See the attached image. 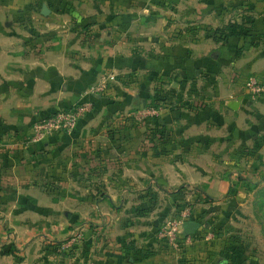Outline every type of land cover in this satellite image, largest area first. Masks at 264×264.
<instances>
[{"label":"crops","instance_id":"obj_1","mask_svg":"<svg viewBox=\"0 0 264 264\" xmlns=\"http://www.w3.org/2000/svg\"><path fill=\"white\" fill-rule=\"evenodd\" d=\"M228 26L238 34H226ZM131 45L150 49L146 56L130 52ZM109 72L115 80L105 94L85 92ZM203 74L214 81L211 92L173 80L195 83ZM249 75L264 78V0H0V231L11 241L0 264H172L155 237L156 220L184 202L186 191L171 193L168 186L187 188L194 167L187 160L194 155L219 159L214 167H197L206 171L222 169L226 149L232 158L254 160L245 165L250 177L235 160V175L200 172L193 187L220 219L246 195L251 206L263 205L264 95H246ZM166 82L174 90L166 97L170 105L151 120L129 118L152 93L167 95ZM178 96L189 101L176 104ZM85 101L91 108L71 132L27 142L35 120ZM115 125L118 138L102 134L100 128ZM147 127L163 135H149L148 143ZM147 188L154 193L143 197ZM144 205L142 212L124 213L126 206ZM253 217L258 247L244 256V248L213 244L218 256H207L213 264H264V224L258 213ZM195 218L191 209L188 220ZM78 222L87 224L82 241L67 258L52 259L45 240L63 242ZM197 243L181 251L195 260L180 264H210Z\"/></svg>","mask_w":264,"mask_h":264},{"label":"rangeland","instance_id":"obj_2","mask_svg":"<svg viewBox=\"0 0 264 264\" xmlns=\"http://www.w3.org/2000/svg\"><path fill=\"white\" fill-rule=\"evenodd\" d=\"M21 15V16H20ZM26 14H19L17 15V17H20V19L23 21L24 19H26ZM29 19V18H28ZM27 19V20H28ZM173 33H175L176 35H178L179 30L178 31H172ZM128 49H130V52H133L135 50H142V55H146V52H148L147 50L150 49V46H134L131 45L128 47ZM125 76V75H124ZM203 79L199 80V82H195V83H189L186 84L185 81H182L180 79H175L173 78L174 81H177L180 86L182 87H192L194 89H196L197 91H202V92H206L207 88L209 92H211V87H214V81L212 79H209L208 77H206V74H203ZM183 82V83H182ZM166 84V91H167V95L163 94L161 95V102L164 104H167V100L166 97L170 96V93H174L173 88L168 84V82L165 83ZM195 90V91H196ZM196 91V92H197ZM200 96V95H197ZM203 97V95H201ZM190 97V96H188ZM151 98H154V94L152 93ZM191 98V97H190ZM189 98V99H190ZM163 99V100H162ZM177 100H175V103L177 104H182L184 105V103L186 104L189 100L187 98V96H178L176 98ZM142 107H146V104L142 105ZM128 114V113H127ZM125 116V114H123V117ZM115 119L121 118L120 116L115 115L114 116ZM129 118H131L129 116ZM156 118V116H152L149 117L145 120H151ZM113 119V118H112ZM144 120V121H145ZM143 122V121H142ZM140 123V122H139ZM102 129L101 132L102 134H107V135H111L112 138L111 140H115L116 138H118V135H120V132L118 131L120 128H118L117 125L115 126H105L100 128ZM133 133V132H131ZM144 134L147 138V142L150 143L149 140V135L152 136H157L159 137L160 135H163V131H156L155 128H150L147 127L145 128ZM113 135H117V137L114 139ZM159 139H157L158 141ZM98 141H100V139H98ZM157 141H151V146L153 145L154 147L157 146L156 144H158V146H161L159 144V142ZM115 143V142H114ZM99 145V142H98ZM96 146V144H95ZM163 147V146H162ZM220 149V148H219ZM241 149V148H240ZM213 150V151H217ZM229 150L226 149V151H223L222 155L220 156V162H221V168L222 169H197V167H204V166H211L214 167L215 165H217V162H219V159L214 157V158H205L204 156L201 155H197V156H191L187 161H190V163L194 164V167H191L192 169H189L190 175L187 177L188 179L186 180L188 182L187 188L183 189L185 190V195L186 198H184V202L182 204H177L173 207H169L170 211H172V213L170 214H174V216L176 215L175 213L178 211V205H183L184 207H189L190 209L196 211L198 213V218H195V221L198 223V228L196 229V232L193 233V237H192V242L197 241V245L195 246V249H199L201 248L202 252L204 253L206 251V259L209 260L208 262H210V264H213V260L212 258H207V256H212L213 255V259L216 258L218 255L215 256V254L212 252L213 251V244L214 245H220L225 247V245L227 247H231V248H235V249H243V255L246 256L247 252L253 247L256 248L258 247V242L256 241V239L254 237H252V232L254 231H258V226L257 223L255 221V218L253 217L254 215H257V213L259 214L260 218L263 220V224H264V205H260L258 204V201L253 204V206H251L250 204V197H248L247 195L244 196L243 201L240 203L235 204L234 206L231 207H227L226 210H222V216L221 219L217 216V214L219 213V210L216 209V206L214 207L212 204H202L201 197H198L199 193L198 190L196 191L194 189V185H197L196 181L198 180V177H201L200 172L203 173V171L208 174H212L216 172L219 173H225L226 175L231 172L230 174H237L238 169H240L239 166H235L234 164H231L232 160L235 162H237L238 165L242 166L243 169H241V175H245L246 177H250V173L247 170V168H245V165L249 163L254 162L253 158H232L228 155ZM195 154V153H194ZM236 157L239 156V154H235ZM3 163L4 160L3 158H0V169H3ZM235 166V167H234ZM97 167H94L93 169H95ZM14 169H18V167L14 168ZM250 169V168H248ZM244 173H243V172ZM247 173V174H246ZM172 175V174H171ZM238 176H240L238 174ZM258 176V175H257ZM256 176V178H253L254 180H257L258 177ZM234 177V176H233ZM173 186H168L170 191H172L174 189L175 184H172ZM148 190H151L149 188L146 189V194L143 197H148L149 195H152V192L150 193V191L148 192ZM239 192L241 193L240 197L241 199L243 198L244 193H246L244 188L239 189ZM150 193V194H149ZM198 198V199H197ZM245 200V202H244ZM240 204V205H239ZM183 207V208H184ZM147 209L148 206L144 205V206H138V207H134V206H126L124 209H126L124 211V213L126 214H130V212L133 213L134 212H142L144 211V209ZM163 207L161 205H158L157 207H154V210L156 211V213L162 211ZM128 209H130L128 211ZM169 213H167V215H169ZM221 213V211H220ZM161 217L160 219L156 220L157 224H161V222L164 220L163 218L167 217ZM170 217V215H169ZM259 218V219H260ZM226 220L225 223H219L218 221L220 220ZM93 223H99V222H93ZM85 225H87L85 222H78L76 223L72 228L70 235L73 232L78 231L80 234V237L76 240L77 244L79 243L78 241L82 239V233L84 229ZM82 230V231H81ZM238 233V234H237ZM242 235L243 236V240H241L242 236H238V235ZM69 235V236H70ZM4 236V237H2ZM7 235H5L4 232L0 231V252L4 251V250H9L10 246H11V241L8 238H5ZM69 239L66 238V240H64L63 242H54V241H47L45 240V245L51 247L50 250L53 253V257L52 259H57V257H61V258H67L66 256L69 255V251L70 253H72L71 251L74 250V244L76 242L71 243V246L68 248H63L61 249V245H63L64 243H66V241ZM82 241V240H81ZM260 244V242H259ZM159 246L164 247V249H166L165 251L168 252L169 256L171 257V261L172 264H180V263H184V262H188L190 260H195L194 257L189 256L188 258H185L184 256V252L181 253V251H183V249L186 247H181L180 252L177 253L174 250H171L169 247L164 246L163 242H159L158 243ZM74 246V247H73ZM59 248V251L57 250ZM209 249V250H208ZM209 251V253H208ZM209 254V255H208ZM236 255V253H234ZM240 255V254H239ZM197 256H199V254H197ZM228 256V254H224L223 257L226 258ZM240 259V257H238ZM227 259V258H226ZM228 260V259H227ZM226 260V261H227Z\"/></svg>","mask_w":264,"mask_h":264},{"label":"built area","instance_id":"obj_3","mask_svg":"<svg viewBox=\"0 0 264 264\" xmlns=\"http://www.w3.org/2000/svg\"><path fill=\"white\" fill-rule=\"evenodd\" d=\"M115 80V75L112 72L100 74L96 81L85 89V92L92 96H102L108 90L110 83ZM243 88L246 95L254 99L257 96L264 95V78L257 75H249L244 83ZM167 104L150 107H141L129 113L132 120L142 122L145 119L156 116L165 108ZM91 108L89 101L77 103L68 109L57 110L49 115H44L35 120L27 133L28 143H37L45 137L54 133H69L71 132L77 120L88 112ZM191 209L189 207L182 208L175 216L164 220L156 229L155 237L163 242L167 247L174 250H179L181 247L188 246L192 243L193 234L184 235L181 230V224L189 219ZM80 237L78 231L73 232L69 239L61 245V248L70 247L71 243L76 242Z\"/></svg>","mask_w":264,"mask_h":264},{"label":"trees","instance_id":"obj_4","mask_svg":"<svg viewBox=\"0 0 264 264\" xmlns=\"http://www.w3.org/2000/svg\"><path fill=\"white\" fill-rule=\"evenodd\" d=\"M226 34H238V32L235 30V28L233 26H228L226 29ZM161 95H160V91H156V93H154V98H151L149 100L148 103H146V107H150V106H157L159 104H161ZM163 100V99H162ZM164 103V102H163ZM169 104V103H168ZM167 104V105H168ZM171 104V103H170ZM169 104V105H170ZM167 106H165L166 108ZM181 189H184L183 186H178L177 188H174L172 191H170L171 193H180ZM235 190L232 188H228L226 194L231 195L234 194ZM204 200L207 201V196H204ZM264 202V201H263ZM262 205V204H261ZM264 205V204H263ZM183 205H178V211L176 212V214L183 208Z\"/></svg>","mask_w":264,"mask_h":264},{"label":"water","instance_id":"obj_5","mask_svg":"<svg viewBox=\"0 0 264 264\" xmlns=\"http://www.w3.org/2000/svg\"><path fill=\"white\" fill-rule=\"evenodd\" d=\"M48 13L47 7L43 4L41 5L40 14L46 15ZM239 98L231 101L229 108L235 110L238 105ZM198 228V224L195 221L187 220L181 224V230L184 235L192 234Z\"/></svg>","mask_w":264,"mask_h":264}]
</instances>
